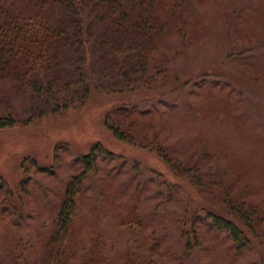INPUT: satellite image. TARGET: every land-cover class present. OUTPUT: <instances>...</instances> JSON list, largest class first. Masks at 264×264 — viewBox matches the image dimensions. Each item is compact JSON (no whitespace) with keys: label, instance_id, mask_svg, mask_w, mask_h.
Listing matches in <instances>:
<instances>
[{"label":"rangeland","instance_id":"rangeland-1","mask_svg":"<svg viewBox=\"0 0 264 264\" xmlns=\"http://www.w3.org/2000/svg\"><path fill=\"white\" fill-rule=\"evenodd\" d=\"M189 4L188 37L171 30L159 44L171 78L150 89L108 91L95 72L83 102L71 90L69 107L41 115L43 104L30 91L0 81L1 113L30 120L0 128V185L4 179L16 192L10 210L18 220L31 214L20 225L0 217V264H36L47 255L67 182L98 143L107 153L77 199L74 229L101 232L115 264L147 260L154 239L159 264H264V0ZM118 108L134 111V142L117 139L105 124ZM171 184L180 191L169 201ZM243 202L257 213L244 224L249 243L239 247L205 213L236 218ZM137 204L147 225L130 238L122 220ZM192 214L200 218L201 243L187 253L182 227Z\"/></svg>","mask_w":264,"mask_h":264},{"label":"trees","instance_id":"trees-1","mask_svg":"<svg viewBox=\"0 0 264 264\" xmlns=\"http://www.w3.org/2000/svg\"><path fill=\"white\" fill-rule=\"evenodd\" d=\"M193 13L189 0H0V81L11 80L30 91L43 104L41 115L69 107L73 102L71 90H76L83 102L92 92L95 72L108 83V91L150 89L171 78L162 65L165 58L158 56L161 39L171 30L183 39L188 37L185 28ZM130 110L118 108L115 114L108 113L105 124L117 139L134 142L139 125ZM29 122L23 123L14 112L2 114L0 110V128ZM141 135L148 137V133ZM156 148L177 166L178 162L161 146ZM105 153L102 144H95L83 157V170L67 182L55 231L44 247L47 255L36 264H76L81 259L80 264H115L116 258L109 253L101 232L88 226L78 232L74 229L77 199L86 190L88 175L100 170ZM179 191L180 186L171 184L169 201ZM0 192L4 195L0 198L2 221L20 225L31 218V214L20 220L14 216L10 208L15 207L12 200L16 192L6 186L4 179ZM247 203H241L236 218L209 210L205 219L244 247L249 243L246 225L257 213V207ZM138 210V204L134 205L122 220L130 238L147 225ZM182 223L186 224L185 218ZM189 224L188 228L182 227L187 253L201 243L199 216L192 214ZM159 257L160 243L154 239L147 260L127 258L123 264H159Z\"/></svg>","mask_w":264,"mask_h":264}]
</instances>
